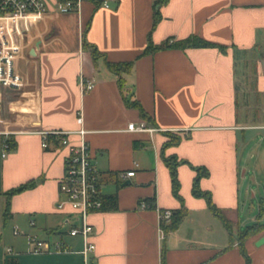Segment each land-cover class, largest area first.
I'll return each instance as SVG.
<instances>
[{"label": "crops", "instance_id": "obj_1", "mask_svg": "<svg viewBox=\"0 0 264 264\" xmlns=\"http://www.w3.org/2000/svg\"><path fill=\"white\" fill-rule=\"evenodd\" d=\"M44 1L48 14L21 24L24 39L15 29L9 37L20 46L14 65L24 85L0 88V242L8 226L14 242L0 264L12 258L17 264H83L82 239L68 234L79 220L57 209L65 160L81 140L75 133L79 112L92 162L102 176L104 209L88 219L96 245L92 261L246 264L239 235L257 225L243 246L250 264H264V186L259 198L251 185L245 186L253 173L249 162L254 160L255 172H264V143L255 154L251 149L257 137L264 142V0H166L155 27V0H111L108 8L100 0H81L79 11L70 14L55 11L61 0ZM191 36L226 52L170 48L143 55L149 37L161 45ZM91 47L100 54L96 59ZM107 62L134 64L120 83ZM247 66L252 70L247 72ZM81 78L95 84L85 94ZM251 80L255 84L248 92ZM135 102L148 119L130 105ZM141 121L160 131H127L129 123ZM55 130L70 132L69 145L50 139L43 148L41 133ZM167 133L180 143L164 146ZM5 139L12 147L3 157ZM169 158L180 163L182 202L172 193ZM194 168L208 171L199 187L230 221V229L205 198L194 196ZM132 170L133 177L122 178ZM24 185L7 205V193ZM110 198L116 207L110 208ZM143 201L149 207L141 208ZM182 207L187 215L179 226L162 229L159 211ZM15 227L19 237H14ZM27 236L61 240L73 252L30 253Z\"/></svg>", "mask_w": 264, "mask_h": 264}, {"label": "built area", "instance_id": "obj_2", "mask_svg": "<svg viewBox=\"0 0 264 264\" xmlns=\"http://www.w3.org/2000/svg\"><path fill=\"white\" fill-rule=\"evenodd\" d=\"M103 7L108 8L111 0H100ZM81 0H63L56 3L55 11L60 14H70L78 12ZM49 8L44 0H0V88L19 89L24 85L23 78L17 73L14 62L17 58V52L20 46L10 40V34L15 29L19 38L24 39L19 28L27 19H35L48 14ZM93 81L80 79V90L82 94L91 91L94 88ZM1 101V94H0ZM76 123L79 129L75 132L81 140L78 145L71 146V152L65 160L64 173L59 180V193L62 196L57 203V209L68 215L75 216L79 223L70 229V236H79L82 239V250L79 252L83 256V264H96L92 261V254L96 249L94 242L90 240L93 233L89 216L104 209V199L102 194V176L92 162L90 147L86 140L88 131L84 127V118L81 112L78 113ZM127 131L147 132L151 135L160 130L149 126L146 122L129 123ZM10 132H6L8 136ZM70 132L55 130L52 132L44 131L42 135V147L48 148L49 140H55L58 145H69L68 136ZM8 139L3 141V154L5 157L10 150ZM135 171H129L122 174L123 179L133 177ZM141 208L149 207L148 203H140ZM174 212L169 209L159 211V219L163 226L170 224ZM34 226V221L30 222ZM14 236H20L21 233L15 227ZM30 246V253H70L73 252L61 240L51 242L27 236ZM8 252L12 249L8 248Z\"/></svg>", "mask_w": 264, "mask_h": 264}, {"label": "trees", "instance_id": "obj_3", "mask_svg": "<svg viewBox=\"0 0 264 264\" xmlns=\"http://www.w3.org/2000/svg\"><path fill=\"white\" fill-rule=\"evenodd\" d=\"M61 1H63V0H61ZM165 2H166V0H155L154 1L153 27H155L157 22L160 20V17H161L160 16V8ZM169 40L170 39H168L165 43H163L161 45H154L151 41V38L149 37L148 45L145 48L143 55L152 54L158 50L170 49V48H177V49H181V50H186L187 48H216V49H219L221 52H226V49H227L224 46L206 41V40H204L200 37H197V36H191L185 40L176 41L172 44L169 43ZM84 47L89 48V46L85 43H84ZM90 51H91L92 57L94 59H96L97 57L100 56L99 52L94 47H91ZM133 64H134L133 62H121V63L107 62V67L112 73L119 75V79H120V83H121L122 82L121 81L122 75L124 73L130 72L132 67H133ZM130 105L139 109L141 117L143 119H148L146 112L142 109V107L139 105V103H137V102L130 103ZM167 136H168V140L166 141L164 146L177 145L181 141V138L176 137V136L172 135L171 133H167ZM10 147H12L11 144H10ZM165 162H166V164L170 170L171 183H172V193L176 198H178L182 202V198H181L180 193H179L180 182H179L178 174H177V167L180 163H178L175 160V158L166 159ZM194 169L196 170V176L194 178L193 188H192V192H193L194 196L199 197V198H205L208 202V206H209L210 210L212 211V213L222 221V223L224 224V226L227 229H230V221H228V219L226 218L224 213L220 209H217L215 207V205L212 203V199H211L210 194L202 191L199 187V181L203 177L208 176V174H209L208 171L205 168H194ZM27 187H28V185L20 186L19 188L14 189V190L10 191L9 193H7V205H9V203H10L9 201H10V198L12 195L26 189ZM107 203L109 204L110 208L116 207V202H115L114 198H110L107 201ZM173 212H174V216L172 218L171 224L168 226H164V230L166 232L176 229L179 226L182 219L187 215V210L184 208L181 210L173 211ZM259 228L260 227H258L257 225L250 226L245 231L241 232L239 235L240 248H241V252H243V254L245 256L246 264H250V258L244 249L243 243L248 238L249 235H251L255 231L259 230ZM7 264H17V261L14 258H12V259L8 260ZM162 264H165V262L163 261Z\"/></svg>", "mask_w": 264, "mask_h": 264}, {"label": "rangeland", "instance_id": "obj_4", "mask_svg": "<svg viewBox=\"0 0 264 264\" xmlns=\"http://www.w3.org/2000/svg\"><path fill=\"white\" fill-rule=\"evenodd\" d=\"M252 56H253V54L250 57H252ZM254 66H256V64ZM250 70H252L251 67L247 66L246 71L249 72ZM254 84H255V82L253 80L248 81L247 85L245 86L246 90L248 92H251V89L253 88L252 86ZM256 139L257 140L255 141L254 145H252V147H251V149H253L254 154L257 153L258 151H260V147L264 143V142H261L260 140H258L259 137H257ZM242 145H243V139L241 140V145L239 147H241L243 149L244 147L247 146V145L245 146V144L243 146ZM2 152H4V150H2ZM249 164L252 165L250 168H252L253 173H252L251 178H248V181L246 182L245 186L251 185L252 191H253L252 193H254L255 197L259 198L263 194L262 192H263V186H264V172L261 173L260 170H257L256 172L254 171V169H253L254 168L253 166L255 165L254 160L249 162ZM259 182H260L261 186H260ZM258 200L259 199H257V198L254 199V203L257 207L256 213L259 212V207H258V203H257ZM246 212H247V214H250L252 212V207H250L249 209L247 208ZM2 232H3V237H2V241L0 242V258L2 257V253L4 251H6L7 248L11 249L12 248L11 246L14 245L13 239L11 237L10 227L8 226L6 229H3Z\"/></svg>", "mask_w": 264, "mask_h": 264}, {"label": "water", "instance_id": "obj_5", "mask_svg": "<svg viewBox=\"0 0 264 264\" xmlns=\"http://www.w3.org/2000/svg\"><path fill=\"white\" fill-rule=\"evenodd\" d=\"M129 184V181L125 182L122 186H126Z\"/></svg>", "mask_w": 264, "mask_h": 264}]
</instances>
